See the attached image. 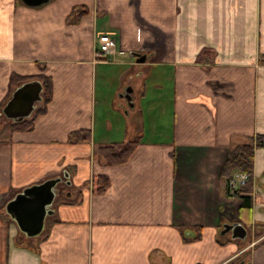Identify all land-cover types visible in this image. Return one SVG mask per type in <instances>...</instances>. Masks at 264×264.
<instances>
[{
  "label": "crops",
  "instance_id": "0c3cea01",
  "mask_svg": "<svg viewBox=\"0 0 264 264\" xmlns=\"http://www.w3.org/2000/svg\"><path fill=\"white\" fill-rule=\"evenodd\" d=\"M103 33L113 62L97 56ZM263 60L264 0H0V193L61 174L71 185L27 244L0 215V264H264V144L248 191L227 194L221 175L231 146L264 135ZM40 74L44 112L42 99L31 129H11L13 77ZM133 137L124 161L97 152ZM234 221L245 238L219 232Z\"/></svg>",
  "mask_w": 264,
  "mask_h": 264
},
{
  "label": "water",
  "instance_id": "95a60500",
  "mask_svg": "<svg viewBox=\"0 0 264 264\" xmlns=\"http://www.w3.org/2000/svg\"><path fill=\"white\" fill-rule=\"evenodd\" d=\"M46 0H23L27 5L34 6ZM147 56L137 54L136 61L142 62ZM131 86L123 92L130 99ZM43 83L39 79L26 80L17 84L10 97L1 108V112L12 121H21L31 116L37 103L43 99ZM63 174L68 177L65 170ZM62 177L57 175L34 182L16 191L5 203V210L15 222L19 231L26 236L38 235L44 228L45 218L53 213L52 203L57 195V184ZM69 181V180H68ZM230 231L232 237L245 238L247 228L240 222H224L220 233Z\"/></svg>",
  "mask_w": 264,
  "mask_h": 264
},
{
  "label": "trees",
  "instance_id": "16d2710c",
  "mask_svg": "<svg viewBox=\"0 0 264 264\" xmlns=\"http://www.w3.org/2000/svg\"><path fill=\"white\" fill-rule=\"evenodd\" d=\"M264 61V60H263ZM33 76H19L13 77V82L16 84L24 82ZM43 83V105L36 109L35 115L44 112L46 104L49 102L52 95V82L50 77L43 74L37 75ZM34 117L25 118L21 121H12L11 129L29 130L33 127ZM90 137L89 129H76L68 133L67 139L71 142H82L88 140ZM138 143V138L133 137L128 140L112 142L107 145H100L97 147V152L108 163H118L124 161L131 154L133 149ZM264 144V135L256 134L248 136L243 142L237 143L229 148L227 158L222 168V178L224 180L225 189L227 194H240L241 191H248L252 182V169H253V152L255 147ZM245 171L247 178L245 182L240 184L236 189L229 186L230 176L234 171ZM92 184L95 190H104L108 185V177L105 174H95L92 179ZM242 203L245 205L246 196L242 195Z\"/></svg>",
  "mask_w": 264,
  "mask_h": 264
},
{
  "label": "built area",
  "instance_id": "2783aa9c",
  "mask_svg": "<svg viewBox=\"0 0 264 264\" xmlns=\"http://www.w3.org/2000/svg\"><path fill=\"white\" fill-rule=\"evenodd\" d=\"M116 39L111 34H99L96 38V53L101 59L113 62L115 59ZM247 173L245 171H234L230 176L229 186L236 189L245 182Z\"/></svg>",
  "mask_w": 264,
  "mask_h": 264
},
{
  "label": "rangeland",
  "instance_id": "374dc122",
  "mask_svg": "<svg viewBox=\"0 0 264 264\" xmlns=\"http://www.w3.org/2000/svg\"><path fill=\"white\" fill-rule=\"evenodd\" d=\"M124 103H126V100H125ZM126 109H128L127 106H125V108L121 110L124 117H126V114H125L126 113L125 112ZM4 119L5 120H3V116L0 115V122H2V123H0V133H1L0 134V137H4V135L6 136V133H7V121L8 120H6V118H4ZM61 177H62V174H61ZM63 189L66 190V193H68V190L71 189V185H69V183H67V181H65V182L64 181L59 182L57 184V187H56L57 194H58V192L62 193V190ZM14 190H15V188H10L6 192H4V193H0V215L1 216H3V215L4 216L5 215L7 216L8 213L5 210V203H6V201L9 198H11L14 195ZM63 193L60 195V197H62V198L66 197V195H64ZM56 197H57V195H56ZM11 222H14L12 220V218H11ZM17 231L18 232L15 235L16 236L15 237L16 242H18V243H26L27 244V240L33 239L31 236H24V234H22L21 231H19V230H17ZM28 244H30V243H28Z\"/></svg>",
  "mask_w": 264,
  "mask_h": 264
}]
</instances>
